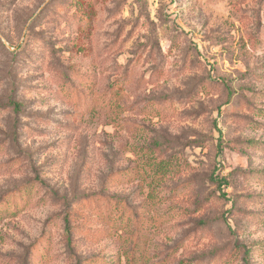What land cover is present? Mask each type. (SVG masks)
I'll return each mask as SVG.
<instances>
[{
	"label": "rangeland",
	"instance_id": "374dc122",
	"mask_svg": "<svg viewBox=\"0 0 264 264\" xmlns=\"http://www.w3.org/2000/svg\"><path fill=\"white\" fill-rule=\"evenodd\" d=\"M0 264H264V0H0Z\"/></svg>",
	"mask_w": 264,
	"mask_h": 264
},
{
	"label": "trees",
	"instance_id": "16d2710c",
	"mask_svg": "<svg viewBox=\"0 0 264 264\" xmlns=\"http://www.w3.org/2000/svg\"><path fill=\"white\" fill-rule=\"evenodd\" d=\"M10 100H11V105L14 107L15 111L19 113V111L22 108L21 104L17 100H14V99H10ZM146 165L151 167L149 172H147V175L149 177L148 186L150 187V197L152 195V198H153V193H154V154L153 153H151V156L148 157ZM168 169H169V164L166 161H161L157 164L156 173L160 175L158 176L159 180H162L161 178L162 175L166 174ZM66 230L68 234L71 233L69 221H67Z\"/></svg>",
	"mask_w": 264,
	"mask_h": 264
}]
</instances>
